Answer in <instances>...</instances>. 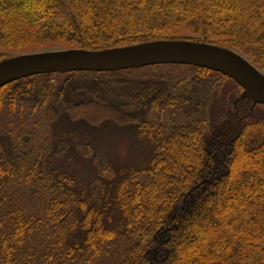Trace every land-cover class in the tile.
<instances>
[{
    "label": "trees",
    "instance_id": "1",
    "mask_svg": "<svg viewBox=\"0 0 264 264\" xmlns=\"http://www.w3.org/2000/svg\"><path fill=\"white\" fill-rule=\"evenodd\" d=\"M155 39L228 47L264 73V0H0V47L32 40L102 49ZM55 75L1 86L0 118L37 86L48 90ZM64 75L56 102L65 118L126 122L147 150L138 164L98 170L87 186L46 164L28 173L34 180L25 189L23 159L0 131V264L37 259L16 247L32 230L48 253L40 264H264L263 104L250 109V99L234 97L216 122L219 84L241 87L194 65ZM199 91L203 99L192 102ZM160 108L171 114L165 124Z\"/></svg>",
    "mask_w": 264,
    "mask_h": 264
},
{
    "label": "rangeland",
    "instance_id": "2",
    "mask_svg": "<svg viewBox=\"0 0 264 264\" xmlns=\"http://www.w3.org/2000/svg\"><path fill=\"white\" fill-rule=\"evenodd\" d=\"M66 48L70 47L60 41L37 42L30 40L29 43L22 44L20 47H0V53L6 55L4 58H7L24 53ZM65 77L64 73H57L47 85L50 88L46 91L41 90V85L37 86L36 93L29 99L23 100L14 114L2 112L0 131L11 139L16 155L23 159L25 180H27L25 189L29 188L34 180L32 175L29 177V174L39 173V170H44L46 164L49 168L71 173L78 185L87 186L96 178L95 174L98 170L138 164L147 150L134 138L131 128L126 125V122L89 120L86 122L79 120V118H84H77V116L70 117L71 119L65 118L63 113L66 110L57 106L59 103L56 102V89ZM198 89L201 88L198 87ZM181 92L182 90L179 91V93ZM196 94L192 102L203 99V93L199 91ZM239 95L238 90L233 88L229 82L224 81L219 84L216 98L213 97L211 104V113L216 112L219 107L217 116L214 117L216 122H221L225 115L232 110L236 103L232 99L234 97L236 99ZM70 97L76 100L81 98L71 95ZM214 101H216V105H214ZM162 109L160 108L157 115L162 112L161 121L165 124L167 117L170 118L171 114ZM260 110L262 109L257 106L253 112L259 114ZM67 111L69 113V110ZM206 114V117L209 118L210 112L207 111ZM156 117L158 118V116ZM16 160L15 157L14 161ZM108 173L109 171L104 172L107 176Z\"/></svg>",
    "mask_w": 264,
    "mask_h": 264
},
{
    "label": "water",
    "instance_id": "3",
    "mask_svg": "<svg viewBox=\"0 0 264 264\" xmlns=\"http://www.w3.org/2000/svg\"><path fill=\"white\" fill-rule=\"evenodd\" d=\"M156 64H185L220 72L240 87L239 97L264 105V73L238 52L214 43L191 39H155L86 49L70 47L10 56L0 60V87L42 73L111 71Z\"/></svg>",
    "mask_w": 264,
    "mask_h": 264
},
{
    "label": "snow or ice",
    "instance_id": "4",
    "mask_svg": "<svg viewBox=\"0 0 264 264\" xmlns=\"http://www.w3.org/2000/svg\"><path fill=\"white\" fill-rule=\"evenodd\" d=\"M261 217V226L264 227V204H261ZM0 228H2V225H0ZM17 239L19 241V243L16 244L18 253L23 254L24 248L29 247L32 249V251L35 253V256L37 257V259H32L31 261H28L24 260L22 256L21 260L19 261V264H40V260L45 255H48L47 251L41 248V241L44 239L43 236L41 234L36 233L35 230H32L31 233L21 232L20 236ZM3 240L4 235L2 232H0V245H2ZM10 243H15V241H12ZM2 257L3 250L2 246H0V258ZM49 258L51 259V257Z\"/></svg>",
    "mask_w": 264,
    "mask_h": 264
}]
</instances>
